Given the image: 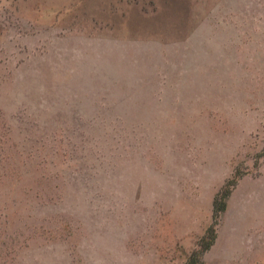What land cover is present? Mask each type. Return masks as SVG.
Instances as JSON below:
<instances>
[{"label": "rangeland", "instance_id": "rangeland-1", "mask_svg": "<svg viewBox=\"0 0 264 264\" xmlns=\"http://www.w3.org/2000/svg\"><path fill=\"white\" fill-rule=\"evenodd\" d=\"M210 229L194 264H264V0H0V264H185Z\"/></svg>", "mask_w": 264, "mask_h": 264}, {"label": "trees", "instance_id": "trees-1", "mask_svg": "<svg viewBox=\"0 0 264 264\" xmlns=\"http://www.w3.org/2000/svg\"><path fill=\"white\" fill-rule=\"evenodd\" d=\"M237 174L233 176L231 180L226 182L223 187L219 190L217 193L214 202H213V218L216 219L224 210L226 207V200L229 197L231 191L234 189L237 183ZM215 235L214 231L210 229L207 231L206 235L202 239V249L201 252H195L192 254L191 258L185 263V264H194L195 258H198L200 254L208 250L211 245L213 244ZM200 264V263H199Z\"/></svg>", "mask_w": 264, "mask_h": 264}]
</instances>
